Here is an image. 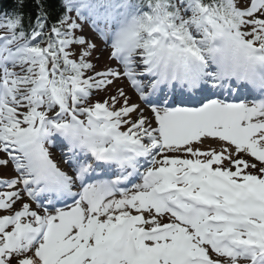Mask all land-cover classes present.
Masks as SVG:
<instances>
[{
  "label": "snow or ice",
  "instance_id": "snow-or-ice-1",
  "mask_svg": "<svg viewBox=\"0 0 264 264\" xmlns=\"http://www.w3.org/2000/svg\"><path fill=\"white\" fill-rule=\"evenodd\" d=\"M9 172L0 264H264V0H15Z\"/></svg>",
  "mask_w": 264,
  "mask_h": 264
},
{
  "label": "trees",
  "instance_id": "trees-1",
  "mask_svg": "<svg viewBox=\"0 0 264 264\" xmlns=\"http://www.w3.org/2000/svg\"><path fill=\"white\" fill-rule=\"evenodd\" d=\"M1 2L4 1V3H7V6L10 7L11 9L14 6L15 0H0Z\"/></svg>",
  "mask_w": 264,
  "mask_h": 264
},
{
  "label": "rangeland",
  "instance_id": "rangeland-1",
  "mask_svg": "<svg viewBox=\"0 0 264 264\" xmlns=\"http://www.w3.org/2000/svg\"><path fill=\"white\" fill-rule=\"evenodd\" d=\"M207 146V145H206ZM11 173L9 172V173H7V175H10Z\"/></svg>",
  "mask_w": 264,
  "mask_h": 264
}]
</instances>
